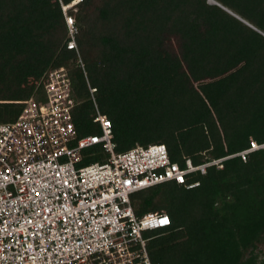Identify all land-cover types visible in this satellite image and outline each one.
Returning <instances> with one entry per match:
<instances>
[{
    "label": "trees",
    "instance_id": "16d2710c",
    "mask_svg": "<svg viewBox=\"0 0 264 264\" xmlns=\"http://www.w3.org/2000/svg\"><path fill=\"white\" fill-rule=\"evenodd\" d=\"M0 0V122L17 118L43 73L66 65L81 135L99 132L82 57L117 151L165 143L184 166L264 141V0ZM248 21L247 24L217 3ZM76 8V9H74ZM71 17L78 48H69ZM75 18H74V17ZM75 19V20H74ZM180 40L158 59L154 44ZM131 195L137 215L165 209L147 231L157 264H264V152Z\"/></svg>",
    "mask_w": 264,
    "mask_h": 264
},
{
    "label": "built area",
    "instance_id": "2783aa9c",
    "mask_svg": "<svg viewBox=\"0 0 264 264\" xmlns=\"http://www.w3.org/2000/svg\"><path fill=\"white\" fill-rule=\"evenodd\" d=\"M67 21L73 31V19ZM68 47L78 48L75 36ZM77 62L99 132L78 131L74 110L81 100L66 65L47 68L17 118L0 122V264H157L145 232L171 218L165 209L137 215L131 195L167 181L196 186L191 174L264 152V141L250 137L239 152L200 164L187 158L184 166L165 143L117 151L112 121L80 55Z\"/></svg>",
    "mask_w": 264,
    "mask_h": 264
},
{
    "label": "rangeland",
    "instance_id": "374dc122",
    "mask_svg": "<svg viewBox=\"0 0 264 264\" xmlns=\"http://www.w3.org/2000/svg\"><path fill=\"white\" fill-rule=\"evenodd\" d=\"M208 1L213 3L215 0H208ZM74 9H76V8H74ZM76 31H77V28L75 26H73V31H69V36H71V37L75 36ZM167 50H169L171 52H175V53L179 52L180 40L177 36L167 34L161 43L154 44L153 55L156 58L160 59L163 56V54L165 53V51H167ZM145 233L147 234L148 232H145ZM260 248L264 249V241L260 244Z\"/></svg>",
    "mask_w": 264,
    "mask_h": 264
},
{
    "label": "water",
    "instance_id": "95a60500",
    "mask_svg": "<svg viewBox=\"0 0 264 264\" xmlns=\"http://www.w3.org/2000/svg\"><path fill=\"white\" fill-rule=\"evenodd\" d=\"M77 1H79V0H76V1H74V2H72V5L73 4H75ZM217 3V2H216ZM217 4H219L220 6H222L223 8H225L227 11H229L230 13H232V14H234L235 16H237L238 18H240L241 20H243L244 22H246L247 24H249V25H251L252 27H254L252 24H250L248 21H246L245 19H243L242 17H240L239 15H237L236 13H234L232 10H230L229 8H227V7H225V6H223V5H221L220 3H217ZM72 5H70V6H72ZM254 28H256V27H254ZM257 29V28H256ZM257 30H259V29H257ZM260 31V30H259Z\"/></svg>",
    "mask_w": 264,
    "mask_h": 264
},
{
    "label": "snow or ice",
    "instance_id": "6c2138e0",
    "mask_svg": "<svg viewBox=\"0 0 264 264\" xmlns=\"http://www.w3.org/2000/svg\"><path fill=\"white\" fill-rule=\"evenodd\" d=\"M167 218H164V220L161 221V223H167Z\"/></svg>",
    "mask_w": 264,
    "mask_h": 264
},
{
    "label": "bare ground",
    "instance_id": "6f19581e",
    "mask_svg": "<svg viewBox=\"0 0 264 264\" xmlns=\"http://www.w3.org/2000/svg\"><path fill=\"white\" fill-rule=\"evenodd\" d=\"M70 5H72V3L71 4H69L68 6H66V7H69Z\"/></svg>",
    "mask_w": 264,
    "mask_h": 264
}]
</instances>
